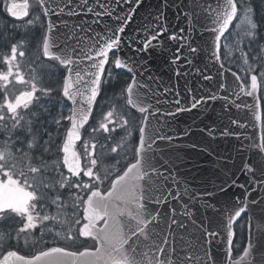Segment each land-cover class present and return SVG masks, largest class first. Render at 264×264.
I'll return each instance as SVG.
<instances>
[{
	"label": "snow or ice",
	"instance_id": "snow-or-ice-1",
	"mask_svg": "<svg viewBox=\"0 0 264 264\" xmlns=\"http://www.w3.org/2000/svg\"><path fill=\"white\" fill-rule=\"evenodd\" d=\"M33 7L0 0L8 16H31L0 29V185L26 196L0 207V264H264V0ZM164 37L179 45L167 58L171 83L152 73ZM202 54L215 75L194 64ZM210 101L220 104L212 126L177 128L178 115L207 113ZM222 139L240 163L217 152ZM185 148L212 158L208 176L188 167ZM233 188L242 198L218 209ZM197 204L219 220L198 224ZM245 215L241 246L234 229ZM217 237L224 246L214 254Z\"/></svg>",
	"mask_w": 264,
	"mask_h": 264
},
{
	"label": "water",
	"instance_id": "water-1",
	"mask_svg": "<svg viewBox=\"0 0 264 264\" xmlns=\"http://www.w3.org/2000/svg\"><path fill=\"white\" fill-rule=\"evenodd\" d=\"M16 2L23 3L24 0H16ZM157 2H158V0H146V4H149V5H155ZM145 12H146V9L140 10V13L137 15L136 21L133 23V28H135L136 23H139L141 17L145 14ZM169 19L173 20V23H175L174 15H170ZM175 30L178 31V29H175ZM196 35H199V33H197ZM178 46H179L178 44H174L173 42L168 41L167 37H164L163 43L161 44L160 49H158L157 53H156L157 56L160 58L152 62V73L154 75L159 76L165 83H171L169 78L174 77V71L175 70L174 69L172 71L169 70L170 61L167 58L170 57L171 53L174 52L176 47H178ZM161 51H163V56H161ZM206 63H207V61L204 59L203 54L194 60V64L197 67L201 68L202 70L206 71V74L215 75L216 68L205 69L204 65ZM187 70H188L187 68L182 69V71H187ZM228 76L230 78V73H228ZM185 79H188V78H182L179 81L181 92H183V85H184ZM200 82H202V81L193 80V86L195 87V85L197 83H200ZM202 83H204L205 85H208V82H202ZM249 102H251L250 98H249ZM219 108H220L219 102H211L210 101L209 102V111L207 113H202L199 110H193L190 113H182L175 118L176 126L179 129H183V127H185V126L192 125L194 127V129H196L197 131L200 128H203L205 125L212 126L213 121L216 120V118H217V112L219 111ZM248 131H249V133H251L252 130L248 129ZM192 139L193 140H200L201 137L199 135H197V136H194ZM229 139H233V138H229ZM186 142L187 141H180V143H186ZM233 143L235 144V141H233ZM236 146H238V145H236ZM214 147H216L217 152L222 154V155H231L233 157L234 163H240V159L238 158L237 153L232 150V147L230 146L228 139H222L220 141V143L218 145H214ZM185 151L190 153V155L187 157V159L189 160L188 167L190 168L192 166V163L195 162L199 168L205 170L203 172H198L197 173L198 177L199 176H208L210 174V171L213 168V165L211 162L212 158L206 157V154L200 155V156L191 155V153L193 152L192 149L185 148ZM250 155H251V152H249V151H245V152H242L240 154V156L244 160H247ZM237 177L239 178V183H245V180L247 179L246 176L241 177L239 172H237ZM217 182H219V181H217ZM198 186H199V181H190L189 182V187L197 188ZM242 191H243L242 189H238V188L231 189L232 195L222 198L221 202L217 205V208L219 209V208L223 207L225 201L232 202L236 198H242L241 197ZM11 193L15 195V199L17 200V202L20 205H23V203L26 201V196L23 192L20 193V196H18V192H14L13 190H9V194H11ZM11 197H12V195L9 197H6L5 199H0V204H4V205L10 204ZM195 209H199L198 211H195V217L197 219L198 224L202 223L204 221L205 217L209 218L210 220H219V216L215 215L212 212V210H208L207 212H205L202 208H200L199 204L195 205ZM247 220H248V216H247ZM207 226L210 229H216L218 227V224L213 222V223H209ZM247 235H248V225L246 222V241H245V244L247 242ZM223 246L224 245L221 243L220 237H217L215 240L212 241L210 251L214 254L218 253L222 250ZM240 254H242V251ZM16 259L19 260L21 258L17 257Z\"/></svg>",
	"mask_w": 264,
	"mask_h": 264
},
{
	"label": "rangeland",
	"instance_id": "rangeland-1",
	"mask_svg": "<svg viewBox=\"0 0 264 264\" xmlns=\"http://www.w3.org/2000/svg\"><path fill=\"white\" fill-rule=\"evenodd\" d=\"M7 25L9 26V28L11 27L10 24H7ZM233 27H235V22L233 23ZM222 52H223V49H222ZM236 55L238 56L239 54L237 53ZM118 72L121 73V75H120V80L123 81V79L126 78V74H125L123 71H118ZM109 90H111V89H108V92H109ZM110 95H111V94H110ZM240 224H245V218H243L242 220H240L239 223H238V224L236 225V227H235V231H236V232H235V234H236L235 242H236V243H239L240 245H242L243 240H244V233H243V234L241 233ZM243 232H244V230H243ZM241 234H242V235H241ZM49 239H50V238H49ZM20 247L23 248V249H26V248H24V246H23V242H21ZM236 251H237V250H235V252H236Z\"/></svg>",
	"mask_w": 264,
	"mask_h": 264
},
{
	"label": "flooded vegetation",
	"instance_id": "flooded-vegetation-1",
	"mask_svg": "<svg viewBox=\"0 0 264 264\" xmlns=\"http://www.w3.org/2000/svg\"><path fill=\"white\" fill-rule=\"evenodd\" d=\"M34 13H36V12H34ZM31 15H33V14H31ZM29 18H31V16H29ZM28 18V19H29ZM26 21V20H25ZM1 22H2V20L0 21V27H1ZM22 22H24V21H21V22H14L15 24H19V23H22ZM11 24L10 25H12V24H14L13 22H10ZM79 151H82V145L80 146V148H79ZM0 187H2V188H5V185H0ZM8 187V186H7ZM8 188H10V187H8ZM5 198V195L2 193V194H0V199H4ZM13 206H16V207H20L19 205H13ZM4 207H10V206H4Z\"/></svg>",
	"mask_w": 264,
	"mask_h": 264
}]
</instances>
